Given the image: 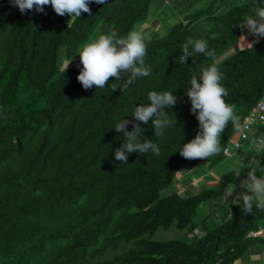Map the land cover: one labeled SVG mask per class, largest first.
<instances>
[{
  "label": "trees",
  "instance_id": "obj_1",
  "mask_svg": "<svg viewBox=\"0 0 264 264\" xmlns=\"http://www.w3.org/2000/svg\"><path fill=\"white\" fill-rule=\"evenodd\" d=\"M150 1L92 3L91 16L82 13L70 20L51 6L45 7L46 14H22L8 0H0V202L5 203L0 208L1 256L8 254L20 264H249L255 255L261 260L264 234H245L264 227V210L254 206L245 214L242 200L226 189L252 171L264 177V151L254 148L248 165L215 175L214 184L198 179L192 191L180 185L184 194L175 188L167 194L161 191L205 161V171L211 172L213 163L230 158L221 151L195 160L179 154L198 131L185 92L192 76L213 63L204 55L179 63L189 40L187 24L207 21L203 39L225 76L224 99L234 105L240 121L264 91V38L252 47L239 24L264 0H246L224 10L220 0H207L159 36L155 26L160 21L145 20ZM137 22L152 32L145 57L151 75L124 93L111 91L108 85L114 78L104 89L84 90L76 79L79 51L113 31L125 37ZM228 47L231 51L218 59ZM72 57L64 73L59 62ZM151 91L179 97L167 109L176 125L157 138L151 121L142 124V137L158 144L160 154L132 153L127 164L120 163L113 153L123 134L113 128L120 119H132L138 105L149 104ZM234 132L230 121L221 148ZM254 132L264 137V123ZM171 225L182 230L181 237L152 238L157 229Z\"/></svg>",
  "mask_w": 264,
  "mask_h": 264
},
{
  "label": "clouds",
  "instance_id": "obj_2",
  "mask_svg": "<svg viewBox=\"0 0 264 264\" xmlns=\"http://www.w3.org/2000/svg\"><path fill=\"white\" fill-rule=\"evenodd\" d=\"M8 2L18 7L22 14L30 11L45 13V7L51 6L58 16L67 15L70 20H75L80 18L82 13L92 15L90 4L105 5L108 0H8ZM239 27L246 30L248 36L253 37L252 41L248 42L246 37L242 36L252 47L264 38V4L252 8L250 14L241 20ZM158 28L159 22L156 23L155 30ZM149 42V36L140 28L129 31L125 37H118L114 31L111 34L100 35L79 51L77 67L80 71L76 77L77 81L87 91L94 86L96 89H104L110 78H114L115 82L108 85L111 86V91L119 89L121 93L126 92L139 78L151 75V68L145 63ZM196 55L213 59V63L201 68L198 76H192L190 86L185 92L191 104L190 112L198 121V131L192 140L183 144L179 154L187 160L206 159L219 154L220 151L223 156L231 157L233 155L231 148L239 150L241 141L250 140L251 149L248 153L242 150L241 154H249L248 161H252L250 154L254 148L257 152L264 151V137L254 134L256 126L264 123V110L256 109V104L264 91L239 121L234 112V105L226 103L224 99L228 95L222 85L225 76L215 62L214 52L209 49L206 40L190 38L182 46L179 63L185 64L189 57L193 58ZM73 57L62 64L59 62L60 68L64 65L61 71L65 73L68 70ZM148 100L149 104L138 105L135 108L132 119H120L113 128L116 133L123 134V142L120 147L114 149L113 153L120 163L127 164L128 157L132 153L145 155L152 152L157 156L160 154L158 144L142 137V133L146 130L142 124L147 125L151 121L157 138L163 137L167 129L176 125V119L173 121L169 118L167 109H172L179 97L169 91H151L148 93ZM230 121L237 130V139L231 143V148L227 143L221 148V135ZM129 124L132 125L131 131L128 130ZM248 161L245 165L249 164ZM237 176L239 177V173ZM198 179L201 180L202 177L192 176L183 186L198 188ZM226 192L242 200L245 214L251 213L254 206L264 210V177H257L255 171L249 172L247 177L228 186ZM0 203H2L0 208H3L5 203ZM261 233L264 234V227L255 231L248 230L245 235L248 237ZM257 258L258 255H255L254 261ZM0 259L4 260L0 264H20L19 260H13L8 254L5 257L0 255Z\"/></svg>",
  "mask_w": 264,
  "mask_h": 264
},
{
  "label": "rangeland",
  "instance_id": "obj_3",
  "mask_svg": "<svg viewBox=\"0 0 264 264\" xmlns=\"http://www.w3.org/2000/svg\"><path fill=\"white\" fill-rule=\"evenodd\" d=\"M176 0H151L150 4L148 6V11L145 17V20H151L157 19L159 20V28L156 30V35H162L165 33L168 29L169 26L178 21L181 20L183 15L187 16L188 14H191L192 12L198 10L199 8L203 7L206 5L207 0H182V2H179L178 7L176 8L175 4ZM221 3L223 4L221 9L224 10L232 5H240L244 3L246 0H220ZM230 6H229V5ZM264 4V1H263ZM142 22H137L134 24L133 29L135 28H140L142 29V25L144 23ZM188 31H187V38L190 39H201L205 38L207 36L206 28L208 26V23L205 19L202 20H193L190 21L188 24ZM147 31V30H146ZM145 33L150 36L152 32H146ZM239 43V41H238ZM242 43V42H241ZM231 51V47L225 48L221 53L218 54L217 58L221 59L224 56H226L229 52ZM76 56L74 57V59ZM65 61H62L64 63ZM64 66V65H63ZM62 66V67H63ZM237 139V133H233L230 138L227 140V144L229 148H231V143ZM252 147V143L250 140H243L241 141V148L239 150H234L231 148V151L233 152V155L230 158L227 159H222L221 161L217 162L216 164H212L210 171L214 176L211 175V172H206L205 171V165L206 161L201 167L198 169H193L192 173L191 171H187L183 175H181V179L177 177L176 183L175 179L171 180V183L164 189H162L161 193L167 194L172 191L173 188L175 190L181 191L183 194L185 193L184 190L181 189L180 185L186 184L189 182V179H191L192 176L195 177H204L203 180H200V183H206L208 185L214 184L215 183V175H219L221 172L229 169V168H238L242 165L245 164L249 160V154H238L235 155L236 153H240L242 150L247 151L250 150ZM254 152H251V155ZM257 154V153H256ZM249 162V161H248ZM211 176V177H210ZM206 180V182H205ZM190 187V186H189ZM190 190L192 191V187H190ZM237 202V200H236ZM206 207L208 208V204L206 203ZM220 210V209H219ZM219 210L217 212H219ZM205 213V211H204ZM213 216V215H212ZM214 217V216H213ZM211 219L210 216L206 217V220ZM215 219V218H214ZM264 220L262 218L260 221ZM182 230H179L172 225L169 226L168 228H159L152 234V238L159 239V240H169V239H177L178 237H181ZM248 264V263H247ZM249 264H264V254L261 257V260H256L253 262H249Z\"/></svg>",
  "mask_w": 264,
  "mask_h": 264
},
{
  "label": "built area",
  "instance_id": "obj_4",
  "mask_svg": "<svg viewBox=\"0 0 264 264\" xmlns=\"http://www.w3.org/2000/svg\"><path fill=\"white\" fill-rule=\"evenodd\" d=\"M256 109L264 110V93L262 94L260 100L257 102Z\"/></svg>",
  "mask_w": 264,
  "mask_h": 264
},
{
  "label": "crops",
  "instance_id": "obj_5",
  "mask_svg": "<svg viewBox=\"0 0 264 264\" xmlns=\"http://www.w3.org/2000/svg\"><path fill=\"white\" fill-rule=\"evenodd\" d=\"M175 2H176L175 4H178L179 2H182V0H176ZM178 5H179V4H178ZM228 5H229V4H228ZM229 6H230V5H229ZM220 10H222V9L220 8ZM245 35H246V33H245ZM247 37H249V39H251V40L253 39V37H251V36H248V35H247Z\"/></svg>",
  "mask_w": 264,
  "mask_h": 264
}]
</instances>
